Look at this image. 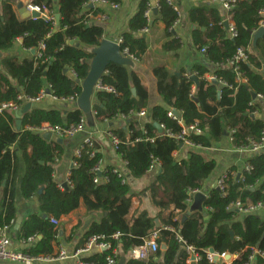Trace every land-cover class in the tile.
<instances>
[{
	"label": "trees",
	"instance_id": "1",
	"mask_svg": "<svg viewBox=\"0 0 264 264\" xmlns=\"http://www.w3.org/2000/svg\"><path fill=\"white\" fill-rule=\"evenodd\" d=\"M91 1L58 0L61 20L56 26L52 17L57 0H32L30 5L48 15L25 19L17 15L13 2L0 0V52L8 53L20 39L25 50H36L35 55L30 52L23 59L8 55L0 60V105L10 102L23 105L18 97L37 99L48 88L57 100L76 102L79 99L82 82L94 58L92 49L100 45L104 35L101 23L91 18L104 12L99 7L89 8ZM105 1L119 4V0ZM158 7L156 21L165 25V34L170 39L164 43L163 50L177 51L181 42L173 37L172 30L179 20V12L168 0H159ZM149 8V0H142L120 42L121 51H127L136 61H141L149 49L142 31L155 25L145 16ZM262 11L264 0H237L231 14L238 35L231 40L216 5L192 7L188 18L196 26L192 31L193 44L199 51L206 50L213 70L195 65L191 74L183 70L179 75H172L164 66L155 68L165 106L153 108L148 122L141 123L135 118L136 114L148 110V91L128 66L110 64L101 78V84L114 91L96 92L94 120L112 124L110 134L119 140L116 151L131 177H144L155 162L161 166L155 181L144 191L150 194L157 209L155 216L140 210L130 218L134 195L126 177L113 167L104 169L102 177L94 172L103 158L97 143L92 148L82 143L80 154L73 156L76 165L70 170L71 189H61L54 180L52 165L64 153L63 144L46 141L29 128L77 126L85 117L79 108L46 110L33 103L22 118L20 131L16 129L14 114L0 113V234L4 227L11 226L18 241L36 239L22 250L26 255L54 256L64 229L62 223L56 226L52 219L61 221L83 204L88 212L101 213L103 217L89 226L76 249L84 247L94 236H104L111 246L109 250L83 257L82 261L88 264H107V258L115 250L118 260L126 257V264H188L189 257L178 237L194 247L200 257L199 264H220L208 260L210 249L231 256L228 264H252L253 261L264 264V257L253 256L254 248L264 252V217L258 212L231 211L237 202L243 208L264 202V151L246 160L251 170H243L239 180L229 172L224 193L215 186L209 188L204 213L195 212L185 220L191 192L206 191L205 184L217 165L215 160H207L197 151H190L187 158L179 160L174 156L185 141L197 148H210L226 133L231 135L236 149L249 146L251 139L260 141L264 121L253 116L257 108L253 95L264 97V37L254 44L253 34L261 27ZM239 47L245 48L248 60L235 71L230 62ZM207 74L218 84L207 79ZM194 76L197 82L192 80ZM193 87L196 88L194 95ZM172 110L181 113V117L170 118L168 114ZM154 123L164 127L163 134L158 133ZM192 126L201 133L190 132L184 140L177 139L184 129ZM20 173H23L21 180ZM96 178H100L99 183H95ZM17 185L24 199L38 196L40 213L31 215L15 229ZM157 219L162 225L159 229H156ZM156 231L158 247L149 259H131L132 250L143 246ZM116 234L118 239H114ZM72 235L66 242L72 240Z\"/></svg>",
	"mask_w": 264,
	"mask_h": 264
},
{
	"label": "crops",
	"instance_id": "2",
	"mask_svg": "<svg viewBox=\"0 0 264 264\" xmlns=\"http://www.w3.org/2000/svg\"><path fill=\"white\" fill-rule=\"evenodd\" d=\"M22 2L24 5L28 6L32 0H17ZM142 0H119L118 8H114L111 4H102L96 7H99L103 10L105 20L101 21L100 16L93 17L95 21L101 23L104 28L103 40H107L113 43L120 45V40L122 35L128 31V25L130 19L137 13L139 4ZM159 0H149L150 10H151V21L150 23L155 25L153 28L149 29L145 36L148 39L149 49L141 61H136L131 59L132 63L128 66V69L134 72L140 79V82L143 87L148 91V110L145 111V115H135L141 123L150 121L153 108L157 106H165L164 100L158 90V80L155 76L154 69L159 66H164L172 75H179L181 71H186L188 74H191L192 69L195 65H201L209 67L213 70L212 65L207 59V56L199 51L193 44L192 40V31L196 29L195 25H192L188 18V13L192 7L197 5H210L213 4L210 2H195L193 0H170L174 5L175 9L179 12V20L173 26V37L179 39L181 42V47L177 51H164L163 45L166 41L170 40L165 34V25L156 21L159 16L154 13L155 8L158 7ZM58 0L55 3V14L59 13L58 10ZM114 4V3H113ZM17 4L14 3V10L17 15L22 18H29L20 15ZM218 10L224 17V21L227 18L226 12L218 7ZM48 13H41L40 16H47ZM93 50V49H92ZM31 51H27L22 47V43L17 41L14 47L8 52L4 53L5 57L10 55L13 57H18L20 59L26 58L29 56ZM31 54V53H30ZM123 54V53H122ZM32 55V54H31ZM4 57V58H5ZM207 79L211 80L212 75L207 74ZM49 89V88H48ZM96 92V91H95ZM96 95V93H95ZM95 97L93 98L92 107L94 105ZM78 101V100H77ZM77 101L73 102L72 100H55L52 97L46 96L40 102H37V106L42 109L50 110L55 108H61L64 110H69L74 107H77ZM257 108L255 114L253 115L257 119L264 121V101L260 98H256L253 103ZM26 104L23 105V107ZM181 117V113H179ZM179 117V118H180ZM120 120L119 122H121ZM112 124L106 123H96L94 120L93 125L87 124L85 131L75 135L74 137L66 138L63 141L64 153L59 159H56L52 165L54 180L59 184L60 187H63L67 183L70 170L73 167V156L75 152L79 149L81 144L84 142L86 136H91L97 145H99V151L102 154L103 158L101 160V170L106 169L107 167H113L117 172H119L123 177H126L127 183L131 187V194L134 195L132 198V209L130 211V218L136 213V211L147 210L152 216L157 214V209L154 207L151 196L148 192L144 191L146 188L155 181L156 177L161 171V166L159 163H155L153 168H150L148 173L140 178L134 179L131 177L126 163L123 158L117 153L114 148L109 133ZM143 129V127H142ZM159 133V132H158ZM164 133V131H163ZM161 135V134H160ZM190 151L199 152L207 160H215L216 170L208 179L205 184V195L208 192L209 188L215 186L216 180L223 174L228 172H233V175L238 177L242 175V171L245 170L246 160L253 156L254 152L249 150H237L230 140V134H227L220 141L215 142V144L210 148H197L191 145L182 144L180 150L175 152L174 156L179 160L187 158ZM22 174H19V179L21 180ZM19 180V181H20ZM17 201H16V210H17V219L21 218V224L33 214L40 213V203L38 196H35L31 199H24L21 196L20 186L17 185ZM2 199V193L0 192V204ZM192 204V203H191ZM190 204V205H191ZM189 205V208H190ZM174 209L171 208V212ZM189 210V209H188ZM170 211L165 213V216L168 215ZM177 213V212H176ZM264 217V209L258 212ZM103 217L101 213H90L86 208L81 204V206L70 215L63 217L60 221L62 223L64 232L61 231L60 237L58 239V245L56 246V252L61 248H65L69 254L74 253L76 246L84 235V232L89 228L93 222H98ZM162 226L160 221L157 219ZM19 226V227H20ZM16 229V225H15ZM76 229L75 234L72 235L73 230ZM12 238V247L16 250H23L25 247L22 246L20 241L17 240L15 233L10 231ZM72 235V240L68 243L66 242ZM81 249V248H79ZM99 253L97 250H94L93 254ZM84 257L82 255L80 258ZM83 260V258H82ZM80 259L70 258L64 261H26V262H1L0 264H79ZM220 264H226L224 262H219Z\"/></svg>",
	"mask_w": 264,
	"mask_h": 264
},
{
	"label": "built area",
	"instance_id": "3",
	"mask_svg": "<svg viewBox=\"0 0 264 264\" xmlns=\"http://www.w3.org/2000/svg\"><path fill=\"white\" fill-rule=\"evenodd\" d=\"M170 2V0H168ZM195 2H210L213 5H216L217 7H220L221 9H223L226 14H227V18L225 21H223L224 23H228V38L233 40L237 37L238 33L237 30L234 26V23L232 22V11L234 10L235 6H236V2L237 0H193ZM159 2V1H158ZM108 2L105 0H92L90 2V4L94 5V7L98 6V5H102V4H107ZM114 8H118V4H111ZM28 9L30 11H34L37 13H42L41 9L37 6H32V5H28L27 6ZM263 21H261L260 25L261 27H264V11H262L261 13ZM145 16L147 18L148 21H151V10L150 8L147 10V12L145 13ZM52 20L55 22V15L52 17ZM100 20L104 21L105 17L102 15L100 16ZM56 25V22H55ZM149 29H145L142 31V33H147ZM121 42V40H120ZM43 48V45L41 46ZM205 49L202 50V53L205 54ZM123 53V52H122ZM123 55L128 56L130 59H133L132 57H130L127 53V51H124ZM248 60V53L246 52L245 48L243 47H239L237 49V53L234 56V58L231 60L230 62V66L235 67V71H238V65L241 63H246ZM238 76H240L238 74ZM211 80H216L214 77ZM195 87L192 88V95L195 94ZM95 90L101 91V90H106V91H114L112 88L109 87H105L101 84V80H99V82L97 83ZM48 96L46 91H42L40 96L37 99H28L26 97L20 96L18 97V101L23 102L24 104L27 103H37L42 101L43 99H45V97ZM49 97V96H48ZM52 97V95L50 96ZM52 99L57 100L56 98L52 97ZM260 99H262L264 101V97H260ZM73 101V100H72ZM23 105H19L17 102H10V103H4L2 105H0V113L4 114V113H11L14 114L16 112H18L20 109L23 108ZM94 110L92 107V115L94 117ZM141 116L145 115V111L138 113ZM137 114V115H138ZM168 116L170 118L173 119H177L172 112H169ZM87 120L84 117L80 124L77 126H71L68 128H60V127H49L47 125H44L41 128H29V130H31L32 132L35 133H39L40 135H44L47 132H51L53 137L55 139H66V138H70V137H74L75 135L82 133L83 131H85L86 127H87ZM163 130L164 127L162 126ZM144 130V128L142 129ZM190 132H196L197 134H200L201 131H199L198 129H196V126H192L188 129H184V131L182 132V134L180 136H177L178 140H184V136L187 135ZM111 142L114 146V148L116 149L118 144H119V140L116 136L112 135L109 133ZM230 140L232 142V138L230 135ZM84 145L88 148H92L94 146V140L92 139L91 136H86L84 139ZM184 144L187 145H191L190 142L185 141ZM194 147V146H193ZM80 150L81 147H79V149L75 152V156H78L80 154ZM237 150H249L251 152L254 153H259L261 151H264V132L262 133V137L260 139L259 142H256L255 140L251 139L250 140V145L245 147V148H240ZM94 155V153L92 154ZM157 163V162H155ZM153 163L152 166L150 168H153V165L155 164ZM73 165H76L75 163ZM245 170L246 171H250L251 170V166L246 164L245 166ZM94 172L98 174L99 177H102L103 175V170H101V163L98 164L95 169ZM229 172L225 173L223 175H221L215 182V188L218 189L219 191L223 192L226 189V181L228 180V176H229ZM242 176V175H241ZM100 182V178H96L95 179V183H99ZM67 185L69 187V189H71V184L69 182V179L67 181ZM61 189H64L63 187H61ZM201 191H193L191 192V198L188 199V203L189 205L193 202V197L195 194L199 193ZM264 209V202H258L254 205H249L247 208H243V205L240 202H237L235 205H232V210H237L241 213H245V214H251V213H256L259 212L261 210ZM54 225L59 226L60 225V221L56 220V219H52L51 221ZM11 226H6L2 229L1 234H0V261L1 262H26V261H50V260H56V261H64V260H68L70 258H79V264H88L82 261V258H80L82 255H84V257L90 256L92 255L94 250H97V252H103L105 250H109L111 249V246L105 242V237L104 236H94L89 238V240L86 242L85 246L82 247L81 249L76 250L74 253L69 254L67 252V250L65 248H61L59 251L56 252V254L54 256H39V257H30L28 255H26L24 252H22V250H16L12 247V238L10 235V231H11ZM166 229L173 231L171 228L167 227ZM159 237V233L158 231L154 232L153 235L150 237V239H147L144 243L143 246L133 249L132 252L130 253L129 257L133 260H138V261H147L149 259V256L151 253L155 252L157 250V243L156 240ZM119 235L116 234L114 236V239H118ZM179 242L183 244V248L186 251L187 255H188V264H199L200 261V257L199 255L196 253V250L194 249V247L188 245L185 241L182 240V238L178 237ZM35 238H29L27 241H20V243L22 244V246L26 247L27 245L30 244H34L35 243ZM227 254L223 253V254H219L218 252H216L214 250V253H211L210 250L208 251L207 257L208 260L211 263H217V262H224L226 264H228L231 260V256H230V260H227ZM253 256L257 257V256H262L264 257V252L258 250L257 248L253 249ZM118 251L115 250L113 256H110L109 258H107L106 262L107 264H118L119 260H118ZM235 258H237V255H235ZM256 260V259H255ZM252 264H254V261L252 262Z\"/></svg>",
	"mask_w": 264,
	"mask_h": 264
},
{
	"label": "water",
	"instance_id": "4",
	"mask_svg": "<svg viewBox=\"0 0 264 264\" xmlns=\"http://www.w3.org/2000/svg\"><path fill=\"white\" fill-rule=\"evenodd\" d=\"M9 1L17 4L16 7H17L20 15L23 14V16L25 15V17H31V18L40 17V13L30 11L28 9V7L26 5H24L22 2H18L17 0H9ZM93 7H94V5H92V4L89 5V8H93ZM154 13L158 14L157 8L154 9ZM60 20H61V15H60V13H57L55 15L56 26H59ZM224 26L226 29H228L229 25H228V23H224ZM263 37H264V27H260L259 30H257L253 34L254 44H256V42ZM22 41L23 40H21V39L19 40L20 43H22ZM71 44H73V42H71ZM77 46H79V45L77 44ZM92 52L94 54V58L91 61L90 71L88 73L87 78L82 82V94L76 103L78 108L83 112V114H84L89 125H93V123H94V117L92 115V103H93V98L95 97V93L97 92L95 90V87H96L97 83L99 82V80H101V78L106 74L107 69L110 66V64L130 66L132 63L131 59L128 56L122 54L120 45L113 43V42H110V41H107V40L101 41L100 45L98 47L94 48L92 50ZM31 54L35 55L36 50H31ZM4 57H5L4 53L0 52V60H2ZM67 72L68 71L65 70V73H67ZM192 80L197 82V79L195 76L192 77ZM212 81L214 83L218 84V82L216 80H212ZM46 92H47L48 96L50 97L51 96L50 89H47ZM132 92L134 95L136 94L135 89H133ZM256 98H257V96L254 94L253 100H256ZM32 106H33V104L27 103L22 109H20L18 112L15 113L16 129L18 131H20L22 129V124H23L22 118H23V116L29 112V110L32 108ZM171 112L176 118L180 117L178 111L172 110ZM154 127L159 132V134H163L164 130L159 123H154ZM42 137L46 141H56L59 144H63V140L62 139H55L51 132L45 133L44 135H42ZM240 178H241V176L238 175L237 180H239ZM63 188L66 191L69 190L67 183H65L63 185ZM41 192H42V190L39 191V194ZM206 199H207V195H205L202 192L195 194L193 197V202L190 205V208L187 212V215L184 217V220L188 216H190L191 214H193L195 212H199V213L203 214L204 213V203H205ZM231 211H233V210L231 209ZM20 224H21V218H18L17 222H16V229L19 228ZM159 228H160V224L156 220V229H159ZM210 252L214 253V249H210ZM227 260H230L229 255L227 256ZM118 264H126V257H121Z\"/></svg>",
	"mask_w": 264,
	"mask_h": 264
},
{
	"label": "rangeland",
	"instance_id": "5",
	"mask_svg": "<svg viewBox=\"0 0 264 264\" xmlns=\"http://www.w3.org/2000/svg\"><path fill=\"white\" fill-rule=\"evenodd\" d=\"M18 197V196H17ZM16 201H17V198H16Z\"/></svg>",
	"mask_w": 264,
	"mask_h": 264
}]
</instances>
